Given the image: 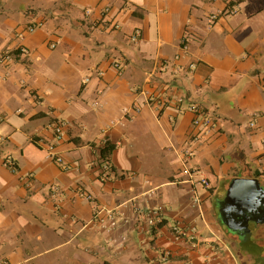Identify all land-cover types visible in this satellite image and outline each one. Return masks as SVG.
I'll return each mask as SVG.
<instances>
[{
    "label": "crops",
    "instance_id": "crops-1",
    "mask_svg": "<svg viewBox=\"0 0 264 264\" xmlns=\"http://www.w3.org/2000/svg\"><path fill=\"white\" fill-rule=\"evenodd\" d=\"M5 51L0 264H264V223L241 235L219 212L233 178L264 187V0H0ZM159 205L152 237L136 208Z\"/></svg>",
    "mask_w": 264,
    "mask_h": 264
},
{
    "label": "built area",
    "instance_id": "built-area-1",
    "mask_svg": "<svg viewBox=\"0 0 264 264\" xmlns=\"http://www.w3.org/2000/svg\"><path fill=\"white\" fill-rule=\"evenodd\" d=\"M217 18L216 14H213L210 19L211 21L215 20ZM35 24H30L26 27V30L28 32H33L36 29ZM115 27H119V25H115ZM140 36V32L137 31L132 37L134 40L138 39ZM17 37L21 40V42L25 39V32L21 31L17 34ZM18 51L20 54H28L29 49L26 45L23 43L19 45ZM18 54H15L13 51H5L1 54L0 56V61L3 63H9V62H14L16 56ZM191 67H195V64H191ZM139 110L140 108H136ZM193 113H194V125L199 129L201 128L202 130L200 132H204L205 135H210L212 132V119L210 116H208L198 105H192L189 108ZM252 126L255 125V122L251 123ZM66 127H67V122L63 120H57L53 126L52 129L54 131L55 139L57 141H60L63 139L65 133H66ZM199 135V134H198ZM4 138L0 135V146L4 142ZM47 152H48V157H50L52 160L58 162V163H63V158L57 154L56 152V144H48L47 146ZM193 152L190 150H187L185 153V161H187L191 156ZM5 164L12 170L16 171V161L12 156H8L5 159ZM28 179V184H31L32 182V175L28 174L27 176ZM202 182L206 185L209 186L210 183L207 179L203 178ZM52 191L54 194L60 193L62 190L58 185H53L52 186ZM84 196L88 199H91L90 194H84ZM106 211V214L108 215V218L111 219V222L114 220V210L111 209H105L101 208L100 211ZM136 217L137 219L144 218L147 221L148 224V234L150 236H154L155 231L157 228L160 226L161 223L164 222L165 219V209L163 206H156L154 208H136ZM112 226V225H108ZM172 233L175 237L176 240H180L184 238L187 235V230L186 227L181 225V224H173L172 225ZM160 261L161 262H167L171 259V252L169 250H163L160 251Z\"/></svg>",
    "mask_w": 264,
    "mask_h": 264
},
{
    "label": "water",
    "instance_id": "water-1",
    "mask_svg": "<svg viewBox=\"0 0 264 264\" xmlns=\"http://www.w3.org/2000/svg\"><path fill=\"white\" fill-rule=\"evenodd\" d=\"M219 208L220 220L233 232L245 235L250 221L264 223V187L258 178H233Z\"/></svg>",
    "mask_w": 264,
    "mask_h": 264
},
{
    "label": "trees",
    "instance_id": "trees-1",
    "mask_svg": "<svg viewBox=\"0 0 264 264\" xmlns=\"http://www.w3.org/2000/svg\"><path fill=\"white\" fill-rule=\"evenodd\" d=\"M113 149V146H109V145H105L101 148V154H102V158L106 159L108 154L110 153V151ZM106 163V168H112V166L109 164V162H105Z\"/></svg>",
    "mask_w": 264,
    "mask_h": 264
},
{
    "label": "flooded vegetation",
    "instance_id": "flooded-vegetation-1",
    "mask_svg": "<svg viewBox=\"0 0 264 264\" xmlns=\"http://www.w3.org/2000/svg\"><path fill=\"white\" fill-rule=\"evenodd\" d=\"M219 210H220V208H219ZM252 221H250V223H251Z\"/></svg>",
    "mask_w": 264,
    "mask_h": 264
}]
</instances>
